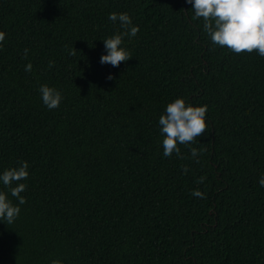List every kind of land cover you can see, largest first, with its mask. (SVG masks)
<instances>
[{"label":"trees","instance_id":"obj_1","mask_svg":"<svg viewBox=\"0 0 264 264\" xmlns=\"http://www.w3.org/2000/svg\"><path fill=\"white\" fill-rule=\"evenodd\" d=\"M111 13L139 28L118 67L99 62L124 31ZM193 16L185 0H0V175L29 165L25 204L0 182L20 207L0 264H264V57ZM177 98L207 106L184 159L163 155L158 123Z\"/></svg>","mask_w":264,"mask_h":264},{"label":"clouds","instance_id":"obj_2","mask_svg":"<svg viewBox=\"0 0 264 264\" xmlns=\"http://www.w3.org/2000/svg\"><path fill=\"white\" fill-rule=\"evenodd\" d=\"M192 5L194 12L193 19H203L205 32L210 36L213 44L222 48H227L237 55L242 53L257 52L264 57V0H185ZM108 19L113 23L117 21L123 32L117 33L103 41L106 55L100 57L101 65H111L118 67L121 63L132 59L131 53L122 47L124 37H135L139 28L132 26V20L127 13H111ZM5 39V33L0 32V43ZM28 49L24 50L25 58ZM70 55H75L72 48ZM49 68L54 66V62H49ZM32 64L25 66V71H31ZM107 80H112L109 75ZM43 104L53 110L60 106L63 97L55 88L42 85L39 89ZM207 106H187L181 98L175 99L167 104L165 113L159 117L160 132L163 137V155L171 157L175 153L181 159L178 144H189L197 142V138L207 132L208 125L205 122ZM193 158L200 155L196 148L190 149ZM199 162L198 160L196 161ZM18 168L7 169L0 175V182L10 190L12 197L18 200L19 205L26 203V199L21 196L26 190L24 183H19L28 178L29 165L27 162H19ZM187 172L185 166L183 169ZM205 177H200L196 182L202 184ZM15 186L13 187V185ZM261 187H264V178L259 180ZM193 197L204 199L205 195L194 190ZM20 207L14 206L4 192H0V220L7 224H12L19 216ZM52 264H61L59 260L52 261Z\"/></svg>","mask_w":264,"mask_h":264}]
</instances>
